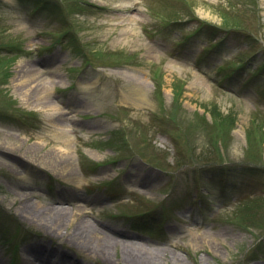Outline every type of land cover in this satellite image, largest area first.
Returning <instances> with one entry per match:
<instances>
[{
    "label": "rangeland",
    "instance_id": "obj_1",
    "mask_svg": "<svg viewBox=\"0 0 264 264\" xmlns=\"http://www.w3.org/2000/svg\"><path fill=\"white\" fill-rule=\"evenodd\" d=\"M0 145L3 264H264V0H0Z\"/></svg>",
    "mask_w": 264,
    "mask_h": 264
},
{
    "label": "bare ground",
    "instance_id": "obj_2",
    "mask_svg": "<svg viewBox=\"0 0 264 264\" xmlns=\"http://www.w3.org/2000/svg\"><path fill=\"white\" fill-rule=\"evenodd\" d=\"M63 60L60 59L59 57H56V56H53L51 57L50 59H48L47 61H44L45 64H48L51 66V69H53V71L50 72V74H54L55 70L62 64ZM19 70L17 71V75L14 76L12 78V87L14 88V90L16 92H18V96H19V100L21 102V104H29V95L30 94H35L36 95V102H34V107L38 109V107H40L41 109L43 107H41L43 103V100L46 99V92L47 90H50V88L52 87L51 85H54L57 84L58 82H55L53 80H42V82L38 81L36 79L35 76H37L38 74H40V70L38 69H35V68H31L29 69L26 73L27 74H23L22 72H25L23 71V69L25 68V65H21L19 66ZM45 83H48V86L45 88ZM46 109L49 110V112L51 114H47V116L51 117L52 114L56 113V114H59L60 116H65V113H63L61 110V108L59 107V105L57 104H51V105H47L46 107H44ZM70 120V119H69ZM0 150L4 151L5 153H13L14 149L11 148V147H2L0 145ZM58 153H55L56 156H57V159L59 160L58 162L60 163L62 159L65 158V154H68L70 153V150L68 149V151H60V150H57ZM21 156V155H20ZM17 157L18 160L20 161V163H26V167L28 168L29 166L31 167H34L36 166L37 168H50V167H47V163H43L44 161H38L36 162V160H34L33 158L31 157H25V156H21V157ZM67 157V156H66ZM29 169V168H28ZM51 171H53L52 169H50ZM30 171V169H29ZM55 171V170H54ZM53 171V172H54ZM19 172L17 171L16 175L18 176ZM62 176H69V177H72L74 178L73 175H71L70 171H66L65 168L63 167L62 169ZM26 174L30 175L32 174L31 172H27ZM34 176H37V177H40V175H38V171H36L34 174ZM32 176V175H30ZM136 177H138L137 174L133 175V179H132V182L131 183H135L136 182ZM20 179L24 180L25 178L22 177L20 175ZM75 181H72L73 184H75V186H79L80 185V180H76V178H74ZM79 212L81 213L82 212V209H79ZM44 224H46L47 228H51V229H54L57 231L56 235L57 236H60V237H63L62 236V233L61 231L55 227V224L54 223H51L49 221H45L43 222ZM74 229H72L71 232H69V236L73 239V240H80V237L82 236L81 233H75V230L73 231ZM60 231V232H59ZM99 238V237H98ZM122 242V245H126V244H131V245H134V243L132 242H128V241H123L121 240ZM115 243H117L118 241H114ZM42 248L41 247H35L31 249H26L27 252L29 253L28 257H25L23 258V264H45L44 261L42 259H39L38 255H39V251L41 250ZM40 256V255H39ZM32 258V260H31ZM36 262V263H34ZM0 264H3L2 263V260L0 258ZM52 264H57L55 261L52 262ZM58 264H66L64 261H60L59 260V263Z\"/></svg>",
    "mask_w": 264,
    "mask_h": 264
},
{
    "label": "trees",
    "instance_id": "obj_3",
    "mask_svg": "<svg viewBox=\"0 0 264 264\" xmlns=\"http://www.w3.org/2000/svg\"><path fill=\"white\" fill-rule=\"evenodd\" d=\"M96 53H99V51H98V52H96Z\"/></svg>",
    "mask_w": 264,
    "mask_h": 264
}]
</instances>
